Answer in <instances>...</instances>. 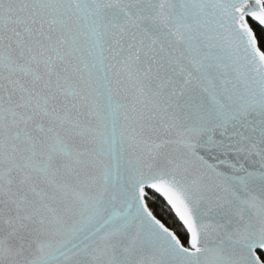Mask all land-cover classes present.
Instances as JSON below:
<instances>
[{
	"label": "snow or ice",
	"instance_id": "6c2138e0",
	"mask_svg": "<svg viewBox=\"0 0 264 264\" xmlns=\"http://www.w3.org/2000/svg\"><path fill=\"white\" fill-rule=\"evenodd\" d=\"M0 264H264V0H0Z\"/></svg>",
	"mask_w": 264,
	"mask_h": 264
}]
</instances>
